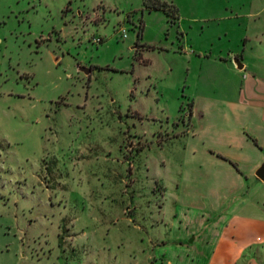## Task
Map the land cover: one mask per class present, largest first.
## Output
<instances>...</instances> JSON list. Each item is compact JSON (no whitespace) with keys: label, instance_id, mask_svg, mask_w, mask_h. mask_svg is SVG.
<instances>
[{"label":"rangeland","instance_id":"1","mask_svg":"<svg viewBox=\"0 0 264 264\" xmlns=\"http://www.w3.org/2000/svg\"><path fill=\"white\" fill-rule=\"evenodd\" d=\"M158 1L176 19L144 0H0V264L193 260L232 203L197 231L181 139L193 102L264 96V0ZM234 57L237 76L219 63ZM223 160L244 198L257 179Z\"/></svg>","mask_w":264,"mask_h":264},{"label":"crops","instance_id":"2","mask_svg":"<svg viewBox=\"0 0 264 264\" xmlns=\"http://www.w3.org/2000/svg\"><path fill=\"white\" fill-rule=\"evenodd\" d=\"M205 56V53H197V57ZM234 60L240 69L228 60H219V63L226 62L236 76L241 70H247L241 57L232 58ZM247 72L249 76L243 81L250 87L255 85L256 79L251 71ZM238 94L241 96L231 101L207 96L202 99L204 107L200 111L193 102L192 117L198 114L200 124L191 136L181 139L186 158L180 169V184L183 199L206 202L208 212L205 205L198 207L205 213L202 212L197 231L212 214L211 210L230 198L233 200L225 211L209 220L200 237V254L193 260L185 258L173 264H264V181L257 180L244 198L234 197L242 187V181L223 160L237 163L240 171L253 176L263 163L264 96H248L247 86ZM244 132L256 140L259 148ZM195 162L197 173L192 176L189 165ZM172 247L186 251L183 246Z\"/></svg>","mask_w":264,"mask_h":264},{"label":"trees","instance_id":"3","mask_svg":"<svg viewBox=\"0 0 264 264\" xmlns=\"http://www.w3.org/2000/svg\"><path fill=\"white\" fill-rule=\"evenodd\" d=\"M144 8L147 10H159L163 12L167 17L176 19V9L171 4H166L159 2L158 0H144ZM254 143V140H252ZM232 167H235L234 164L229 162Z\"/></svg>","mask_w":264,"mask_h":264},{"label":"water","instance_id":"4","mask_svg":"<svg viewBox=\"0 0 264 264\" xmlns=\"http://www.w3.org/2000/svg\"><path fill=\"white\" fill-rule=\"evenodd\" d=\"M233 62L236 65V68L240 69V65L238 64V62L235 60ZM254 177L261 182L264 181V162L261 163L259 167L255 170ZM188 243H191V241L189 240Z\"/></svg>","mask_w":264,"mask_h":264}]
</instances>
